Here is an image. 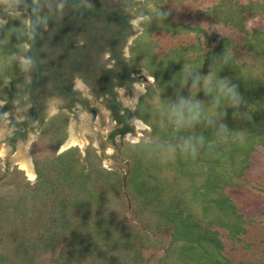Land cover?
<instances>
[{
  "label": "trees",
  "instance_id": "1",
  "mask_svg": "<svg viewBox=\"0 0 264 264\" xmlns=\"http://www.w3.org/2000/svg\"><path fill=\"white\" fill-rule=\"evenodd\" d=\"M186 1L136 3L143 31L130 46L128 64L138 74L132 82L142 69L154 80L133 112L116 97L108 101L117 121L111 169L92 143L85 153L78 146L59 152L68 110L52 116L34 143V182L17 167L6 173L0 166V264H264L260 246L257 252L245 238L252 220L227 192L244 185L253 156L264 153V28L249 27L250 19H264V0L208 6L205 18L234 37L177 19ZM28 16L19 11L0 21L2 100L29 68L20 61L29 53ZM209 73L213 83L235 86L239 104L215 88L205 93ZM197 76L201 85L192 88ZM181 96L199 100L204 116L177 129L163 113ZM133 113L149 127L146 142L123 140L135 132ZM189 138L195 156L181 150Z\"/></svg>",
  "mask_w": 264,
  "mask_h": 264
},
{
  "label": "flooded vegetation",
  "instance_id": "2",
  "mask_svg": "<svg viewBox=\"0 0 264 264\" xmlns=\"http://www.w3.org/2000/svg\"><path fill=\"white\" fill-rule=\"evenodd\" d=\"M77 1L88 8L103 4L107 11L123 17L125 23L101 14L75 12L67 0H36L40 68L29 50L23 55L29 68L14 80L11 94L4 100L25 117L11 136V143L14 138L24 137L32 122L44 125L54 107L69 111L76 104L87 105L89 96L103 102L117 128L108 101L115 97L120 100L121 90H131L136 83L132 82L135 73L126 54L130 51L129 37L134 33L132 21L138 16L134 13L138 1ZM28 4L29 0H0V21L6 23L10 14L19 11L27 12L30 20V10H25ZM96 110L90 108L91 112Z\"/></svg>",
  "mask_w": 264,
  "mask_h": 264
},
{
  "label": "rangeland",
  "instance_id": "3",
  "mask_svg": "<svg viewBox=\"0 0 264 264\" xmlns=\"http://www.w3.org/2000/svg\"><path fill=\"white\" fill-rule=\"evenodd\" d=\"M137 1L140 3L143 0ZM212 4L213 0H205V2L201 4L200 1H186L180 6V8H178L176 18L191 22L202 21L204 27L211 24L215 27L214 30L217 33L232 35L234 37L232 30L221 28L220 26L216 27V25L212 23V19L205 18L207 8ZM198 8H200V12L197 11ZM142 18V15H138L137 18L132 21V29L134 33L129 37V44H132L134 39L143 31V25L140 23ZM27 26L28 33L30 34L29 17L27 19ZM249 27L264 28V19H250ZM193 37L194 36L191 35V38ZM236 42L240 45L242 39L237 37ZM27 49H29V43L27 44ZM126 55L128 60L130 57V51ZM20 61H25L23 55L20 56ZM139 74L142 78L139 81H136L135 84H132L131 90H121L120 95V101L122 104L132 112L135 110L140 97L146 92V86L154 80L153 77L148 75V72L145 69H142ZM137 75L138 74H135V76ZM88 100V106L84 104H76L73 109L68 111L70 115L68 138L63 145L66 143L68 145L72 137H75L78 144H74L71 147L78 146L82 152L85 153L87 147L92 143L96 148L97 153L104 157L103 166L111 169L115 163L111 156L116 152L117 148L113 144L109 135L115 129L116 122L104 108L103 102H101L100 99L97 100L89 96ZM90 108H96L97 110L96 112H91ZM16 110L17 109H11L8 103L5 104L4 100L0 99L1 171L8 173L14 167H17L24 172L27 179L34 182L37 173L33 158V147L34 143L40 137L43 125H38L37 123L32 122L24 137H20L14 143L9 142L11 141V136L17 130L18 124L25 120V117L20 115ZM61 110L62 109L54 107L51 111L50 118ZM131 122L134 126L135 132L127 134L123 140L131 143L147 140L146 131L149 130V127L143 121L139 120L134 113L132 114ZM47 140L48 138L43 136L39 142V145L44 151L46 150L45 144H47ZM63 145L60 147L59 152L67 150L62 149ZM22 159L30 160L35 173L34 177L29 176L27 171L24 170L22 167L23 164L21 163ZM253 161L252 168L248 170L245 175L246 182L244 185L241 187L230 188L227 192L239 206L240 212L245 214L247 219L252 220V223L249 225L250 231L245 236L247 242H253L255 244L254 248L257 252H259V248L257 247L260 246L264 254V153H256L253 156ZM238 249H240L241 252L243 251L244 256L241 257L245 258L247 252H244L241 245H239ZM230 253L236 254L237 252L232 250Z\"/></svg>",
  "mask_w": 264,
  "mask_h": 264
},
{
  "label": "clouds",
  "instance_id": "4",
  "mask_svg": "<svg viewBox=\"0 0 264 264\" xmlns=\"http://www.w3.org/2000/svg\"><path fill=\"white\" fill-rule=\"evenodd\" d=\"M187 82V77L185 78V83ZM201 85V80L197 76L193 79L191 85L192 88H196ZM203 90L206 94L211 93L213 89L222 94L228 99V101L233 104H239V96L235 91V86H230L226 80H217L213 83V75L209 73L204 77L202 82ZM204 116L203 107L199 100H194L191 97H178L176 101L169 102L167 110L163 113V117L170 123L173 127L179 129L183 127H190L196 123H199ZM223 125L221 128L223 129ZM202 140V138H200ZM171 148V146H169ZM182 151H190L192 156L196 155V147L191 144L190 138L185 140L183 145H181Z\"/></svg>",
  "mask_w": 264,
  "mask_h": 264
},
{
  "label": "water",
  "instance_id": "5",
  "mask_svg": "<svg viewBox=\"0 0 264 264\" xmlns=\"http://www.w3.org/2000/svg\"><path fill=\"white\" fill-rule=\"evenodd\" d=\"M68 3L71 5V7L75 10V12H79L83 15L87 14H101L109 17H114L119 20H121L123 23H125V20L123 17H121L118 14H115L113 12L103 10V9H98V8H88L82 6L77 0H67ZM25 10H30L31 13V18L29 20V25H30V43H29V50L32 54L33 62L35 63L37 69L40 68V65L38 63V58H37V42H38V22H39V10L37 6L36 0H29L28 6L25 8ZM51 116V115H50ZM72 145L67 146V144L63 145L62 149H68Z\"/></svg>",
  "mask_w": 264,
  "mask_h": 264
},
{
  "label": "bare ground",
  "instance_id": "6",
  "mask_svg": "<svg viewBox=\"0 0 264 264\" xmlns=\"http://www.w3.org/2000/svg\"><path fill=\"white\" fill-rule=\"evenodd\" d=\"M74 144H78V143L75 140V137H72V139L69 141V144L67 146L74 145ZM21 163L23 164L22 167L24 168V170L27 171L28 175L31 176V177H34L35 173H34V170H33V165L30 162V160L29 159L28 160L27 159H22Z\"/></svg>",
  "mask_w": 264,
  "mask_h": 264
}]
</instances>
